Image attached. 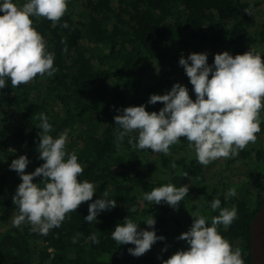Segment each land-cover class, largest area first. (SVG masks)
I'll return each instance as SVG.
<instances>
[{
	"label": "trees",
	"instance_id": "1",
	"mask_svg": "<svg viewBox=\"0 0 264 264\" xmlns=\"http://www.w3.org/2000/svg\"><path fill=\"white\" fill-rule=\"evenodd\" d=\"M12 2L22 6L28 0ZM254 5L244 0H73L55 24L43 17H30L46 42V50L55 54L53 66L58 71L52 76L37 75L18 87H12L6 78L5 88L0 89V225L19 214L12 197L22 181L9 168L12 160L26 155L30 161L26 174L44 163L37 151L40 113L47 116L52 126L48 134L53 138L70 129L65 150L77 156L84 169L79 179L93 183L95 193L47 235L32 231L27 222L0 227V264H135V260L163 264L175 249L169 241L193 223V217L178 208L144 200L145 193L168 184L177 188L186 185L187 196L195 194L192 209H199L208 226L220 211L211 209L213 200H220V208L235 207L236 219L227 228L218 225L217 231L233 250L241 249L244 264H250V223L264 201V140L227 158V162L250 159L251 171L236 182L221 179L215 183L210 181L215 161L204 166L185 154L189 147L185 137L170 146L168 155L136 149L128 143L135 133L117 140L119 126L114 117L129 106L144 105L149 113H158L164 105L148 104L150 96L164 95L156 91L176 83L186 86L195 101L179 59L201 53L214 42L223 44L232 55L253 39V53L264 60V9L259 12V29L252 32L257 24L251 11ZM65 22L67 28L62 26ZM215 54L207 56L210 66ZM9 112L20 116L17 124L6 122ZM259 119L258 135L264 134V108ZM42 179L36 177L33 182L39 184ZM230 188L236 189L235 196L226 195ZM104 192L117 206L86 222L89 204L104 198ZM131 208L136 210L130 212ZM150 216L156 221L152 229L165 237L159 241L156 256L127 254L130 245H119L111 238L125 217L140 228L149 227L144 223ZM93 234L99 243L92 242Z\"/></svg>",
	"mask_w": 264,
	"mask_h": 264
},
{
	"label": "clouds",
	"instance_id": "2",
	"mask_svg": "<svg viewBox=\"0 0 264 264\" xmlns=\"http://www.w3.org/2000/svg\"><path fill=\"white\" fill-rule=\"evenodd\" d=\"M67 7V0H28L22 6L12 0L0 3V12L4 13L0 15V89L5 88L6 78L12 87H18L30 83L37 75L52 76L58 71L53 66L55 54L46 50V42L33 27L30 17H43L55 24ZM246 12L250 14V10ZM62 26L67 28L68 24L65 22ZM179 65L193 86L195 101L186 86L176 83L166 94L150 96L148 104L164 105L158 113H149L144 105L123 108L122 114L114 117L115 125L119 126L117 140L135 133L128 140L133 148L168 155L170 146L185 137L198 163L204 166L219 158L234 157L249 143H255L256 134L261 130L260 110L264 108V60L260 54L248 51L233 57L225 51L215 54L210 66L206 53H192L186 59L181 56ZM37 119L41 121L38 159L44 163L28 174L25 169L30 161L26 155L9 165L22 181L12 197L19 213L13 218V225L19 227L27 222L32 231L47 235L51 229L60 227L67 213L91 201L95 187L79 179L84 169L77 156L65 150L70 129L53 138L48 134L52 126L47 116L40 113ZM36 177H43L39 184L33 182ZM188 190L186 185L177 188L168 184L145 193L143 198L157 205L165 202L176 209ZM226 195L235 196L236 189L230 188ZM107 196L104 192V198L89 204L86 222L95 221L98 213L117 206L116 200H109ZM220 204L219 199L211 203L213 211L220 209L219 215L211 218V226L199 211L190 214L193 217L190 229L177 237L186 241L188 249L175 252L163 264H244L241 249L233 250L217 231L218 225L227 228L233 223L237 210L220 208ZM124 221L123 225L115 226L111 238L119 245H134L128 252L135 257L144 255L157 241L165 239L154 230H138L139 225L132 219L125 217ZM155 223L150 216L144 224L154 228ZM90 239L99 243L95 234Z\"/></svg>",
	"mask_w": 264,
	"mask_h": 264
},
{
	"label": "rangeland",
	"instance_id": "3",
	"mask_svg": "<svg viewBox=\"0 0 264 264\" xmlns=\"http://www.w3.org/2000/svg\"><path fill=\"white\" fill-rule=\"evenodd\" d=\"M244 1H248L250 3H256V5H254L251 9L252 13L256 16V20H257V24L251 28V31L254 32L255 30L259 29L260 27V23L262 21V17L259 15V12H261L264 9V0H244ZM70 2H73V0H67V4L69 5ZM225 50L227 52H229V49H227L223 44H221L220 42H214L212 44H209V46L207 48H203L201 50V53H206L207 56L212 57L216 52L220 51V50ZM248 51H256V46H255V42L253 41V39H249L242 47H241V52H233L232 56L234 57L237 54H244ZM172 88L168 87V88H164V89H158L156 92H164L167 93L168 91H170ZM20 116H18L17 114L14 113H7L6 114V122L13 124V123H18L20 120ZM257 139L255 143H249L247 145V147H252L255 145H259L261 142H263L264 140V134H260V135H256ZM67 139H69V135L67 137ZM185 154H187L189 157H195V152L193 149L187 147ZM235 157V156H234ZM253 169L252 167V161L250 159H246V158H235V160H233L232 162H227V158H219L217 160H215L214 164H213V173L210 176V181L211 182H219V180L224 179L230 182H236L241 175H243L244 173L251 171ZM195 198V194H193L192 196H186L184 198L183 201L180 202L178 209L180 210V212L182 213H188L191 214L193 212H196L192 209V201H194ZM197 211H199V209H197ZM16 215L12 216L11 220L7 223V224H1L0 227L1 229L10 227L11 225H13V218ZM148 230V231H152L153 229L150 227H140L138 228V230ZM190 229V224H187L185 229L181 232L184 233L186 231H188ZM155 231V230H154ZM157 236H160V233L156 232ZM165 240V239H164ZM163 240V241H164ZM172 242V249L175 247L174 251L170 252L171 255H173L175 252L179 251V250H187L188 249V245L186 243V241L183 240H178L175 239L174 241H169V243ZM130 248L135 247L132 244H129ZM159 241H157L151 248V250H149L148 252H146L144 255H142L141 257L145 256V255H154L156 256V252L157 250H159ZM127 254L128 249H126ZM135 264H142L141 261H134Z\"/></svg>",
	"mask_w": 264,
	"mask_h": 264
},
{
	"label": "water",
	"instance_id": "4",
	"mask_svg": "<svg viewBox=\"0 0 264 264\" xmlns=\"http://www.w3.org/2000/svg\"><path fill=\"white\" fill-rule=\"evenodd\" d=\"M250 264H264V201L250 223Z\"/></svg>",
	"mask_w": 264,
	"mask_h": 264
}]
</instances>
